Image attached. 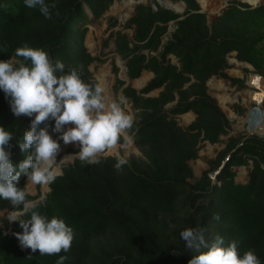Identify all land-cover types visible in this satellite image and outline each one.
I'll return each instance as SVG.
<instances>
[{
	"label": "trees",
	"instance_id": "obj_1",
	"mask_svg": "<svg viewBox=\"0 0 264 264\" xmlns=\"http://www.w3.org/2000/svg\"><path fill=\"white\" fill-rule=\"evenodd\" d=\"M168 1H183L184 12L164 8L156 0L137 3L121 29L111 30L103 42L106 47L114 40L115 52L124 60L130 79L143 70L154 74L138 91L130 85L122 88L137 117L130 135L142 156L130 158L119 171L114 168L116 156H102L92 165L75 158L63 166L62 174L48 185L50 191L36 202V210L49 219L62 218L73 229L70 251L40 255L22 249L15 236L23 231L19 223L4 219L0 264H56L61 255L68 257L64 264H189L198 253L185 247L180 232L196 227L206 229L209 241L217 235L224 238L225 246L236 241L241 254L253 250L264 264V137H229L208 161V169L193 182L189 165L197 158L202 142L219 143L230 126L208 93L207 80L217 76L245 87L243 79L226 73L230 67L227 55L235 51L237 61L250 64L264 79V3L251 7L232 0L209 23L197 0ZM112 2L46 0L57 6L52 18L46 19L38 8H27L24 0H0V61L14 57L15 49L28 42L30 47L47 51L54 61H61L66 72L75 68L86 83L96 85L90 66L105 60L88 51L87 25L100 18ZM170 22L175 28L164 40ZM114 26L113 20L110 27ZM126 29H132L131 36ZM170 55L177 64L170 62ZM123 84L116 78L115 96ZM156 88H162L157 96H146ZM9 99L0 89V127L13 134L6 150L15 166L30 153L21 151L19 144L34 116H15ZM175 99L174 105L166 107ZM188 111L195 118L182 127L176 118ZM47 123L49 134L63 145L60 133L52 131L55 121ZM79 150L78 144L68 149L72 153ZM248 161L252 167L246 182H236L234 167ZM215 171L212 179L209 173ZM26 179L21 174L17 184L25 192ZM26 194L30 201L38 197ZM3 210L17 209L0 199ZM216 214L219 221L213 218Z\"/></svg>",
	"mask_w": 264,
	"mask_h": 264
},
{
	"label": "clouds",
	"instance_id": "obj_2",
	"mask_svg": "<svg viewBox=\"0 0 264 264\" xmlns=\"http://www.w3.org/2000/svg\"><path fill=\"white\" fill-rule=\"evenodd\" d=\"M24 3L29 9L38 8L46 19L52 18V10L57 7L46 0H24ZM55 14L59 16L58 11ZM0 89L10 98L15 116H34L30 130L25 131L19 144L21 151L30 150V153L15 166L11 152L6 150L11 147L13 134L0 127V199L17 209L8 220L18 222L23 230L15 233L22 249L40 255L68 253L74 240L73 229L62 218L49 219L40 214L36 210L38 204L28 200L26 192L17 186L19 178L23 174L32 184L50 185L62 174L61 163L72 157L57 161L60 144L49 134V120L55 121L52 131L60 133L59 139L64 144H78L80 150L75 157L83 164L99 163L102 156L115 153L114 168L121 170L127 160L117 149L132 143L130 130L134 117L125 110L123 99L107 100L99 83H86L75 68L66 72L61 61H54L47 51L30 47L28 42L15 49L14 57L0 61ZM69 124L74 126L65 130ZM213 218L220 220L219 214ZM180 237L185 247L198 253L189 264H261L253 250L241 254L236 241L225 246L224 238L219 235L209 241L203 227L186 228ZM67 259L61 255L56 264H64Z\"/></svg>",
	"mask_w": 264,
	"mask_h": 264
},
{
	"label": "rangeland",
	"instance_id": "obj_3",
	"mask_svg": "<svg viewBox=\"0 0 264 264\" xmlns=\"http://www.w3.org/2000/svg\"><path fill=\"white\" fill-rule=\"evenodd\" d=\"M133 4L130 8L124 7L126 3L123 0H113L112 4L108 7V9L103 13V15L87 25V32L85 36V45L88 51L93 56H99L104 62H96L90 66V69L93 71V74L97 80V82L104 88V95L107 100H115L111 91V84L114 78V74L121 75L122 72L120 70L121 64L117 58L111 51L113 49V42L110 39L108 41V45L103 47L104 40L108 39L109 33L112 30L110 27V22L113 20L116 21V26L113 28H120L123 23L130 17L133 12V7L137 4L138 0H133ZM149 1V0H147ZM207 2V8H203L200 0H197L201 9L206 13L208 22L211 21L217 16L218 13L222 11L227 5L230 4L232 0H205ZM239 2L247 3L244 0H237ZM146 1L142 0V3ZM178 4V2H174ZM257 3H264V0H259ZM120 16H124L125 21L120 19ZM122 20V21H121ZM234 52H231L227 55V62L230 65L225 71L231 77H237L243 79L245 87L239 88L238 86L231 85L228 81L223 78L217 76H211L207 82L208 93L216 99L217 104L219 105L222 112L226 115L229 120L230 126L228 128V133L226 135H221V141L215 144H209L208 142H202L200 148L198 150V156L196 159L190 160L189 165L193 170L194 177L190 179V181H195L198 179L202 173V171L208 169V161L213 159L218 150L222 149L225 145V142L229 137H241L248 136L254 133H248L246 130V125L243 124V121L246 119L248 113V109L251 105H254L253 102L248 101V91L250 88L248 84L250 83V75H253L254 69L253 67L247 65L246 63L239 62L234 57ZM117 68V73L112 71L113 66ZM264 80V79H263ZM221 84V88H218L217 85ZM264 95V89L262 90ZM225 100L222 101L221 99ZM125 110L133 115L134 119L137 117L135 113H131L128 105H124ZM237 107L242 108V112L238 111ZM260 108L264 110V101L260 105ZM178 124L182 127H185L190 121H185L182 116L178 117ZM74 125H67L68 127H73ZM77 143H69L63 144L60 146V151L57 154V161L59 162L66 156H71L72 152H69L68 149ZM118 154L126 159L127 161L132 157H141V151L132 143L118 147ZM105 156H116L115 153H110ZM72 160V157L68 161H63L61 165H66ZM60 165V166H61ZM251 162L248 161L247 165L234 167L236 171L235 181L240 183L243 178L246 179L248 176V172L250 170ZM211 176L212 173H209ZM38 186V189H37ZM26 192L31 195L38 194V197L32 200L33 202L42 201L46 196L48 191V185H36L32 184L26 179L25 181ZM14 211L3 210L0 211V227L3 226V220L7 219L9 215ZM9 221V220H8Z\"/></svg>",
	"mask_w": 264,
	"mask_h": 264
},
{
	"label": "crops",
	"instance_id": "obj_4",
	"mask_svg": "<svg viewBox=\"0 0 264 264\" xmlns=\"http://www.w3.org/2000/svg\"><path fill=\"white\" fill-rule=\"evenodd\" d=\"M149 2H152V1H149ZM133 11H134V7H133ZM132 14H133V12H132ZM131 14V15H132ZM130 15V16H131ZM128 19V18H127ZM124 24V23H123ZM122 24V25H123ZM115 27V26H114ZM114 27H112V30H118V29H121V27L120 28H115V29H113ZM174 28H175V24L173 23V22H170L169 24H168V29H167V33L165 34V36H164V40H166L170 35H171V33L174 31ZM127 33H128V35L129 36H131L132 35V29H126L125 30ZM112 40V42H113V49H112V53L115 55V56H117V58H118V60H119V62H120V64H121V68H120V70H121V72H122V76L121 75H118V73L117 74H114V78H113V81H112V84H111V91H112V94H113V96H114V99L115 100H117V99H123L124 101H125V104L126 105H128L129 106V108H130V111H131V113H135V111L132 109V107H131V103L129 102V100L127 99V98H125L123 95H122V88L123 87H125V86H127V85H130L131 87H133L134 89H136L137 91L138 90H140L142 87H144L145 86V84L154 76V74H153V72L152 71H149V70H143L142 72H141V74L139 75V77H137V78H134V79H130L129 77H128V75H127V68H126V66H125V62H124V60L115 52V45H114V40L113 39H111ZM110 41V40H109ZM169 58H170V62L171 63H174V64H177V59L173 56V55H170L169 56ZM94 63H96V62H94ZM124 66V67H123ZM116 78H118V79H120V80H122L123 82H124V84L118 89V91H117V95L115 96L114 95V92H113V85H114V83H115V80H116ZM192 80V79H191ZM161 89L162 88H156V89H153V90H151L149 93H147L146 94V96H157L158 94H159V92L161 91ZM176 103V99L173 101V102H171V103H169V104H167L166 105V107H170V106H172V105H174ZM124 104V105H125ZM179 116H188L189 117V123H191L193 120H194V118H195V114L192 112V111H188V112H186V113H184V114H181V115H178L177 116V120H178V117ZM188 123V124H189ZM187 124V125H188ZM186 125V126H187ZM185 126V127H186ZM210 144V143H209ZM246 180H247V177H246V179L245 178H243V180L240 182V183H245L246 182Z\"/></svg>",
	"mask_w": 264,
	"mask_h": 264
},
{
	"label": "bare ground",
	"instance_id": "obj_5",
	"mask_svg": "<svg viewBox=\"0 0 264 264\" xmlns=\"http://www.w3.org/2000/svg\"><path fill=\"white\" fill-rule=\"evenodd\" d=\"M247 3L250 4H256L259 0H244ZM126 3L124 4V7H128L130 8L133 4L134 1L132 0H127L125 1ZM201 5L203 8H207V2L205 0H200ZM161 4H165L171 7H175L180 9L182 6L180 3L178 4H173L172 2L168 1V0H163L161 2ZM120 19H124V16H120ZM121 20V21H122ZM124 21V20H123ZM248 65V64H247ZM250 66V65H249ZM254 76L251 75L250 80H252ZM254 84H256V90H249L248 91V101L253 102L254 104H257L259 107L262 104V102L264 101V95L262 90L264 89V80L260 79L257 83L254 82ZM218 88H221V84L217 85ZM222 101H224L225 99L222 98ZM185 121H189V117L188 116H183L182 117ZM264 113L262 111L261 115L258 117V119L256 120V118L253 116H249V114L247 115L246 119L243 121V124L246 125V130L248 133H254V134H260V135H264ZM258 121V122H256ZM71 157H69L67 160H70Z\"/></svg>",
	"mask_w": 264,
	"mask_h": 264
},
{
	"label": "water",
	"instance_id": "obj_6",
	"mask_svg": "<svg viewBox=\"0 0 264 264\" xmlns=\"http://www.w3.org/2000/svg\"><path fill=\"white\" fill-rule=\"evenodd\" d=\"M123 1H127V0H123ZM133 1V0H132ZM144 1H146L145 3H147L148 1L147 0H144ZM149 1H153V0H149ZM157 1V3L159 4V5H161V6H163L164 8H169V9H172L173 11H175V12H177V13H183L184 12V10H185V3L183 2V1H179L178 3H180L181 4V8L180 9H178V8H175V7H171V6H168V5H165V4H161V2L163 1V0H156ZM172 2V1H171ZM137 3H142V0H138L137 1ZM173 3V2H172ZM248 5H250L251 7H256V6H258V5H260V3H256V4H250V3H247ZM152 8L155 10L156 9V5L155 4H152ZM201 11H203L202 9H201ZM204 12V11H203ZM220 13H218L217 15H219ZM183 18V16H181L179 19H182ZM124 21H125V19H124ZM234 54H236V52L234 51ZM246 64H248V63H246ZM248 65H250V64H248ZM251 66V65H250ZM124 67V66H123ZM252 67V66H251ZM262 111H263V113H264V110L263 109H261L257 104H254V105H251L250 106V108L248 109V111H247V113L249 114V116L251 117V116H253L254 115V117L256 118V120L258 119V117L261 115V113H262ZM264 119V118H263ZM256 122H258V121H256ZM256 135H258V136H260V137H264V135H260V134H256ZM75 154L76 153H71V156H72V160L68 163V164H71L73 161H74V159L75 158H78V157H75ZM67 165V164H66ZM63 166H65V165H61L60 166V171H61V173H62V167ZM252 167V164L250 165V168ZM48 191H50V188H49V186H48Z\"/></svg>",
	"mask_w": 264,
	"mask_h": 264
},
{
	"label": "built area",
	"instance_id": "obj_7",
	"mask_svg": "<svg viewBox=\"0 0 264 264\" xmlns=\"http://www.w3.org/2000/svg\"><path fill=\"white\" fill-rule=\"evenodd\" d=\"M252 76H254V77L252 78V80H250L248 87L250 88V90H256V84H254V82L257 83L260 79H263V78H262V76H260L259 74H256V73H253ZM250 77H251V75H250ZM216 173H217V171L213 172L212 176L210 175L212 179L215 178Z\"/></svg>",
	"mask_w": 264,
	"mask_h": 264
}]
</instances>
